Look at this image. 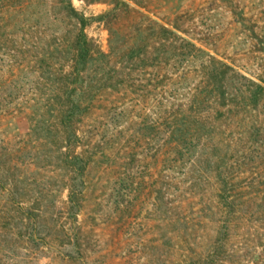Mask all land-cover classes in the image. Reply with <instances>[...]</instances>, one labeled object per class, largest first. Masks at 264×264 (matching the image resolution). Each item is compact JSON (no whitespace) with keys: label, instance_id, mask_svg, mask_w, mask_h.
<instances>
[{"label":"rangeland","instance_id":"rangeland-1","mask_svg":"<svg viewBox=\"0 0 264 264\" xmlns=\"http://www.w3.org/2000/svg\"><path fill=\"white\" fill-rule=\"evenodd\" d=\"M70 1L87 17L88 37L107 52L101 17L110 0ZM128 2L264 84V0ZM77 27L60 0H0V264H206L218 238L225 246L214 264H264L257 165L235 171L243 188L234 197L257 203L236 206L226 239L224 208H210L207 155L181 157L167 142L164 109L175 112L193 93L198 60L139 69L133 82L99 91L75 123L77 136L64 140L50 108ZM38 122L52 132L35 129ZM72 154L86 164L82 176L68 168ZM72 177L82 189L75 216Z\"/></svg>","mask_w":264,"mask_h":264},{"label":"trees","instance_id":"trees-1","mask_svg":"<svg viewBox=\"0 0 264 264\" xmlns=\"http://www.w3.org/2000/svg\"><path fill=\"white\" fill-rule=\"evenodd\" d=\"M60 1L64 12L78 25L70 43L66 44L67 69H62V80L55 87L58 104L50 108L51 116L65 128L64 140L71 142L77 136L75 123L88 112L99 91L119 89L133 82V75L139 69L162 64L184 66L198 60L200 81L193 93L176 105L175 112L170 105L164 109L167 142L181 157L196 156L191 151L207 155L214 187V207L210 208L213 213L216 208H224L226 217L221 231L228 239L236 206L257 203L252 196L243 197L242 201L234 197V190L243 188L234 182L235 171L249 161L257 165L256 174L264 179V84L207 54L176 29L151 19L128 2L134 0L109 1L112 7L101 17L109 32L108 51L104 52L85 32L87 17L70 0ZM40 124H35V129L52 132ZM66 157L70 171L82 176L86 168L83 158L76 154ZM81 196L82 189L78 188L75 178L71 179L68 206L74 216ZM217 241L206 264H214L217 260L214 252L225 246L219 243V238Z\"/></svg>","mask_w":264,"mask_h":264}]
</instances>
